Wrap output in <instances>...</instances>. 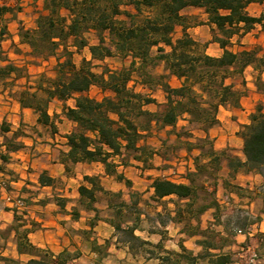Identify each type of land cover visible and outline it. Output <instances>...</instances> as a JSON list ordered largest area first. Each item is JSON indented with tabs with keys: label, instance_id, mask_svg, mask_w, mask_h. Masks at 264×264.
I'll list each match as a JSON object with an SVG mask.
<instances>
[{
	"label": "trees",
	"instance_id": "obj_1",
	"mask_svg": "<svg viewBox=\"0 0 264 264\" xmlns=\"http://www.w3.org/2000/svg\"><path fill=\"white\" fill-rule=\"evenodd\" d=\"M22 1L4 0L0 3V82L15 84V79L26 78V84L18 94L21 105L33 108L39 114V122L50 124L54 129H57L55 119L58 116L52 117L48 106L53 99L62 101L63 113L75 122L73 130L66 135L70 149L64 153V160L71 163L99 161L109 173H117L115 156L124 166L141 161L145 167H151L154 155H162L160 150L144 141L153 129L175 126L180 119H187L192 127L205 131V135L196 137L192 127L174 132L178 138H185L184 146L189 152L199 150L193 157L195 170L186 172V182L164 176L154 178L151 198L168 211V221L182 223L188 234L201 235L197 243L204 251L195 255L180 243V252L167 250L160 259L163 264H196L199 259H209L210 264L232 262L230 252H222L223 244L212 240L218 234L200 227L202 213L210 208H220L216 194L217 177H212L213 173L206 168L216 171L226 158L232 175L240 169L264 175L263 106H257L249 122L241 125L238 131L243 138L245 160L228 150H216L208 128L218 122L220 105H241L245 91L236 89L227 80L243 75L248 66L260 72L264 70V56L258 49H234L235 38L240 42L257 25L264 27V7L260 16L251 14L248 9L254 2L264 5V0H44L42 8L36 10L33 26L20 21L18 35L26 48H19L13 42L15 53L23 56L22 61L17 62L2 48V41L9 34L8 22L18 19V13L23 9ZM188 6L203 10L212 40L223 50L220 56L207 54L187 31L189 18L182 14V10ZM177 25L184 26L183 34L174 39ZM165 46L170 50L167 51ZM85 48L91 59L84 58L78 67L74 56ZM109 57L130 59V63L117 69L105 62ZM52 58L55 59L52 74L43 71L32 80L28 65H39ZM159 61H164L170 72L182 80L180 86L172 87L168 74L152 71ZM135 75L141 85L149 89L159 86L166 92L167 100L160 109H146L147 104L157 100L130 84ZM257 85L264 90L260 75ZM92 86L99 87L101 97L89 93ZM69 99L75 101L74 106L67 104ZM4 142L9 150L23 146L14 138L6 137ZM1 159L7 162L9 156L2 154ZM118 176L124 178L122 174ZM84 179L92 187L81 185L79 191L91 205L99 190L119 199L118 202L111 201L115 206L116 228L122 232L123 240L132 244L134 240L141 245L149 243L134 234L142 212L139 192H133L132 202L128 204L122 200L121 193L103 190L95 177L87 175ZM40 182L49 185L54 179L42 174ZM5 188L9 189L7 183ZM164 198L168 199L162 202ZM58 203L65 206L63 199ZM168 203H173V210L168 208ZM125 208L135 210L133 223L127 224L128 227L123 226L131 221L125 220ZM73 213L77 214L76 211ZM16 214L17 220L24 225L20 214ZM157 215L159 223L166 225L167 221L160 220L163 212ZM249 218L248 215L239 229L243 230L248 221L254 220ZM236 228L232 225L229 235L236 234ZM31 230L32 227H25L18 240L19 253L32 255L25 264H73V255L69 251L54 255L33 245L28 236ZM209 233L211 238L207 235ZM214 249L221 252H214ZM2 259L5 264H23L20 259Z\"/></svg>",
	"mask_w": 264,
	"mask_h": 264
},
{
	"label": "crops",
	"instance_id": "obj_2",
	"mask_svg": "<svg viewBox=\"0 0 264 264\" xmlns=\"http://www.w3.org/2000/svg\"><path fill=\"white\" fill-rule=\"evenodd\" d=\"M4 0H0L2 3ZM29 0H23V9L18 13V19L8 22L9 34L2 41V48L13 57L10 49L14 43H20L18 30L22 20L28 24L26 5ZM44 1V0H43ZM34 6L36 9L42 8ZM264 5L251 3L248 7L251 14L260 16ZM254 11H251V9ZM182 14L188 18L196 17L194 22L188 23L187 31L205 52L212 56H220L223 52L219 43L212 40L210 25L203 10L198 7L188 6L182 10ZM34 23L32 24V26ZM183 25H177L174 32V39L183 34ZM234 47L239 49H258L259 54L264 56V27L257 25L250 32L245 34L240 42L234 39ZM23 45V44H22ZM25 46V45H24ZM169 51L170 47L165 46ZM237 49V48H234ZM85 57L91 59L87 48L83 49ZM119 59L124 65H129L130 59L120 57H109ZM155 71L158 74H168V82L172 87H178L182 80L172 74L166 67L164 61H159ZM31 72V69L30 71ZM264 81V70H255L253 66L245 68L243 75L230 77L227 82L234 84L235 88L245 91L241 97V105L233 107L220 105L217 110L218 122L208 128V134L212 138L216 150H228L242 160H245L243 152V138L238 134L241 125L250 120V115L256 111L257 106L262 105L264 111V90L257 85L258 76ZM15 84H3L0 82V181L4 180L9 189L0 187V264H5L2 257L20 259L23 264L32 256L26 253H19L18 240L21 231L25 227H32L28 236L33 245L43 250L60 255L69 251L73 255V264H163L160 259L166 251L180 252V243L191 250L193 254L199 255L204 251L202 245L197 243L199 235L188 234L183 229L182 223L167 221L166 225L159 223L158 212H163V206L153 201L154 190L152 182L154 178L166 176L164 162L169 159L161 154H155L152 159V166L145 167L141 161H133L131 165L120 164L118 156L113 160L118 164L117 173L107 172L105 165L99 161L71 163L64 160V153L68 152L70 146L66 135L73 130L75 122L68 119L63 113V102L53 99L48 106L49 114L54 117L57 129L50 124L39 122V114L31 107L21 105L18 94L26 84V78L15 79ZM131 85L138 90L150 93L156 98V103H149L145 107L150 111H157L167 100L166 92L159 86L152 89L140 84L138 76H133ZM95 90L101 97L99 87L92 86L91 93ZM67 104L75 105L73 99ZM183 127L191 128L187 119H180L175 126H166L162 129H153L144 141L157 150L163 151L168 141L182 144L181 154L172 162V169L182 170L180 181L186 182L185 173L188 170H195L193 157L199 153L194 149L189 152L184 146V137L178 138L176 133ZM194 136H203L205 131L192 127ZM14 138L23 144L16 150H9L4 142L5 138ZM165 139H169L167 142ZM158 140V141H157ZM6 154L9 160L4 162L1 155ZM4 167V169H3ZM223 173L217 175V199L220 208H210L200 216L201 230H214L218 236L225 241L222 252H230L232 262L227 264H243L244 254L255 252L258 255L256 264L264 262V175L254 171L240 169L234 172L229 168L227 160L221 162ZM42 174L54 179L49 185L40 182ZM122 174L124 178H120ZM92 176L99 180L103 190L121 193L122 200L126 203L132 202L133 192H139L141 202L145 206L155 203L154 214L158 218L157 225L153 224L151 217L154 214L142 209L140 218L137 221V228L134 234L143 243L139 249H135L132 242L123 240V234L116 228L115 206L111 196L102 190L95 193V201L81 195L79 187L86 185L91 188L92 184L84 179L85 176ZM170 178V177H168ZM172 179V178H171ZM174 180V179H173ZM8 195L22 196L30 203V211L26 215H20L24 225L17 220L16 211L12 203L7 201ZM63 199L65 206L59 205L58 200ZM164 198L162 202L167 200ZM174 209L173 203H169ZM232 210L233 212H230ZM76 211L75 215L73 212ZM244 212L255 219L248 221L243 227V233L229 235L233 218L239 212ZM172 215L175 212L172 211ZM128 221L123 223H133ZM175 228L176 234L170 233V228ZM165 233V234H164ZM167 234V235H166ZM174 238V239H173ZM173 240L169 246L168 241ZM214 252H221L214 249ZM151 252L154 255H151ZM196 264H210L209 259H199Z\"/></svg>",
	"mask_w": 264,
	"mask_h": 264
},
{
	"label": "rangeland",
	"instance_id": "obj_3",
	"mask_svg": "<svg viewBox=\"0 0 264 264\" xmlns=\"http://www.w3.org/2000/svg\"><path fill=\"white\" fill-rule=\"evenodd\" d=\"M41 4H43V0H29L28 1V4L26 5V8H27V13L29 14V16H30V18L28 17L27 18V20H28V24H30V26H32V24L34 23V20H35V17H36V8L34 7L35 5L36 6H40ZM251 11H254V9L252 8L251 9ZM194 20H195V17H193V18H189V21L190 22H194ZM15 44H17L18 46H19V48H22V49H25L26 47L24 46V45H22L21 43H15ZM7 46H11L10 47V49H12V51H13V57H10L11 59H13V60H15V61H17V62H21L22 61V59H23V56H20V55H17L16 53H15V51H14V45H13V43L11 44V45H7ZM234 48H237V49H239V47L237 46V47H234ZM8 52V51H7ZM8 54V53H7ZM84 58H86L85 57V53H84V51H80V52H78V53H76L75 54V56H74V61H75V63H76V65L79 67L80 65H81V63H82V60L84 59ZM55 63V59L54 58H52V59H50L48 62H42L41 64H39V65H37V64H32V63H30L29 65H28V70L30 71V69H31V72H30V74H31V79L32 80H35V78L41 73V72H43V71H47L48 73H50V74H52V71H51V66L53 65ZM106 63L107 64H109L110 66H112V67H114V68H117V69H120L122 66H124V63H122L119 59H109L108 61H106ZM101 64V63H100ZM96 70H101V68L100 67H96L95 68ZM152 69V71H156V70H158V69H160V68H156L155 66L154 67H152L151 68ZM91 95H93V96H97L98 95V93L95 91V90H93L91 93H90ZM166 140V142L169 140V139H165ZM158 141V140H157ZM181 147H183L182 146V144H180V143H177V142H174V141H168L167 142V144H166V148H164L163 149V151H161L162 152V155H163V157H166V158H168L169 160L168 161H166V162H164V168L165 169H167V170H165V172H166V176H164V177H170L169 179H171L172 178V180L174 179V181H178V182H181L180 181V178H181V176H180V174H183L182 173V170L183 169H180V171H177V170H175V169H172L171 167L172 166H174V165H172V162L173 161H175L176 160V157H178V156H180L179 154H181ZM223 160H227L226 158H223L222 159V161ZM221 161V162H222ZM215 167V166H214ZM206 170L208 171V172H211V173H213V175H211L212 177L213 176H215V177H217V175L220 173L221 174V172L223 173V170L221 169V165L219 166V168L215 171V169H212V168H206ZM206 171V172H207ZM186 174V173H185ZM185 176V175H184ZM212 177H210V179H212ZM114 202H118V198L117 197H112L111 198ZM156 204L155 203H153L151 206H145L143 203H142V205H140V208L141 209H143V210H146V212H149V213H151V214H154V212H155V209H156ZM170 206H172V205H170L169 203H168V208H171ZM126 209V208H125ZM134 212H135V210L132 208V209H126V211L124 212V215H125V220L126 219H128V220H130V219H132V218H134ZM230 212H233L232 210H230ZM239 212V211H238ZM246 217H248V215L246 214V213H244V212H239L238 214H236V216L233 218V225H235L237 228H239V227H241L244 223H245V221H246ZM168 219H169V213H168V211H163V215H162V217L160 218V220H162V221H168ZM249 219H252L253 220V218H249ZM255 220V219H254ZM151 221H152V223L153 224H156L157 225V222H158V218H157V216L154 214V215H152V217H151ZM192 222V221H191ZM194 222V224L196 223L195 221H193ZM157 227H158V225H157ZM159 228V227H158ZM170 233L172 234V235H175L174 237H175V239H179L180 237L176 234V232H175V228H173V227H171L170 228ZM165 234V233H164ZM167 235V234H166ZM208 236H210L209 238H211V235H210V233L209 234H207ZM199 237H201V235H199ZM124 238L125 239H127L128 237L126 236H124ZM202 238V237H201ZM174 239V238H173ZM212 240H214L217 244H219V245H224L225 244V241L223 240V238L222 237H220V236H214V237H212ZM173 240L172 241H168L167 242V244L169 245V246H171V245H173ZM133 246L135 247V249H139V247L141 246V244H140V242L139 241H133ZM250 255H251V253H247V254H244V256L241 258L242 259V262H243V264H256V261L258 260V258L256 259V261L255 262H251L250 261ZM174 258V257H173ZM182 260L183 261H186V259L185 258H182ZM261 264H264V262L263 263H261Z\"/></svg>",
	"mask_w": 264,
	"mask_h": 264
},
{
	"label": "built area",
	"instance_id": "obj_4",
	"mask_svg": "<svg viewBox=\"0 0 264 264\" xmlns=\"http://www.w3.org/2000/svg\"><path fill=\"white\" fill-rule=\"evenodd\" d=\"M6 186V181L2 180L0 181V187H5ZM7 201H9L10 203H12V208L20 215H26L29 213L30 211V203L28 202V200L22 196H11L8 195L6 197ZM236 233H243L245 232L242 229L236 228L235 229ZM258 258V255L253 252L250 255V261L251 262H255L256 259Z\"/></svg>",
	"mask_w": 264,
	"mask_h": 264
}]
</instances>
